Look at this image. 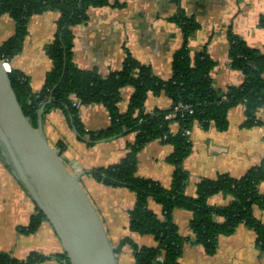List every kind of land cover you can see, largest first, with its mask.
<instances>
[{"label":"crops","instance_id":"obj_1","mask_svg":"<svg viewBox=\"0 0 264 264\" xmlns=\"http://www.w3.org/2000/svg\"><path fill=\"white\" fill-rule=\"evenodd\" d=\"M180 6L200 23L189 45L193 55L206 46L215 60L211 71L215 86L225 89L241 84L244 74L231 65L228 31L232 28L251 47L264 50V0H181ZM178 7L172 0H109L108 5L90 7L88 20L73 26V60L76 66L97 69L101 74L108 75L121 69L127 55L131 54L141 63L152 66L157 75L169 78L173 55L183 43L180 26L170 20ZM59 17L60 13L56 10L34 14L29 19V33L22 50L10 61L9 68L27 75L36 92L43 88L46 75L53 66L46 46L55 37ZM16 27L13 17L1 15L0 42L8 40ZM133 93V86L122 89L118 105L121 112L128 110ZM172 106L173 100L165 92L155 94L150 91L145 101L147 113L156 108L167 110ZM245 110L244 104L232 107L228 112L229 127L224 131L219 130L215 123L207 129L198 123L193 126L190 135L192 152L182 164L188 174L184 187L186 195L196 196L197 185L202 179H214L223 174L241 177L251 167L264 164V125H245ZM79 114L87 131L103 130L110 125L109 111L103 104H81ZM257 114L264 121V106ZM43 119L47 139L56 147L60 144L64 146L68 168L78 164L77 169L70 168L74 173L119 162L127 154L128 145L136 139V132H128L90 144L87 139L81 140L62 109H52L44 114ZM170 126L173 133L180 129L178 122ZM75 143L80 145L76 149ZM101 146L105 147L99 151L106 157L102 161L105 165L89 161V150ZM173 151L174 146L161 139L148 142L138 154L137 175L169 187L177 168L168 159ZM12 168L0 145V251L10 252L18 258L39 251L49 256L39 264H64L56 258L57 254L64 253V249L48 220H44L35 232L21 231L29 224L32 214L37 212V205ZM81 182L118 250V264H135L132 246H121L125 238L132 239L136 235L135 242L141 246L158 244L152 234L144 236L148 239L146 242L130 228V211L136 202L135 191L104 184L88 172L81 177ZM98 187L105 191L104 195L97 190ZM259 188L264 191V181ZM233 199V195L219 192L209 198V204L226 206ZM149 207L163 217L161 204L151 199ZM254 212L257 218L264 221L263 209L256 206ZM192 217L193 212L184 208H177L173 213L180 234L191 239L184 245L181 264H264V251L257 244V234L245 223L240 224L234 233L221 235L216 251L209 253L203 245L194 242L195 234L190 224Z\"/></svg>","mask_w":264,"mask_h":264},{"label":"trees","instance_id":"obj_2","mask_svg":"<svg viewBox=\"0 0 264 264\" xmlns=\"http://www.w3.org/2000/svg\"><path fill=\"white\" fill-rule=\"evenodd\" d=\"M172 1L179 7L170 20L180 26L183 43L173 55L172 75L169 78L157 75L152 66L141 63L131 54L127 55L121 69L108 75L101 74L97 69L76 66L73 60V26L88 20L90 7L108 5L109 0H0V16L8 14L17 24L15 33L8 40L0 42V56L11 60L22 50L29 33V19L34 14L59 11L55 37L46 46L53 66L46 75L43 88L34 91L27 75L20 70L10 69L15 95L35 127L38 125L39 109L51 99L45 114L55 108L62 109L80 138H87L90 144L136 132L135 142L128 145L124 158L111 166L94 167L88 171L97 181L136 192V202L130 211V228L135 232L152 234L158 244L141 246L131 238L124 239L121 246L131 243L135 264H181L184 245L191 239L180 234L174 221L173 213L177 208L193 212L190 224L195 234L194 242L203 245L209 253L216 251L221 235L234 233L242 223L256 232L257 244L264 251V221L257 218L254 212L256 206L264 210V191L259 188L264 181V164L251 167L241 177L223 174L214 179H202L197 185L196 196L184 193L188 174L182 167L183 161L192 152L191 134L187 131H191L196 123L206 129L215 123L219 130H227L229 110L244 104L245 125H264V121L257 116L259 108L264 106V50L251 47L230 28L231 65L242 71L244 80L239 85L217 88L211 76L216 62L206 46L193 55L189 45L191 37L200 27L199 21L180 6L181 0ZM126 86H133L134 93L128 110L123 113L118 105L122 89ZM150 91L155 94L165 92L173 100V106L167 110L156 108L147 113L145 101ZM94 103L103 104L108 109L111 121L106 129L87 131L80 118L79 107ZM181 104L187 108L179 107ZM169 114L171 118L167 117ZM173 122L180 124L176 133L171 130ZM155 139L174 146L168 159L177 168L169 187L137 175L138 154ZM59 147L64 149L62 144ZM219 192L233 195V201L226 206L209 204V198ZM151 199L163 206V217L149 207ZM45 217L37 208L29 224L21 231L35 232L47 220ZM219 218L223 220L219 221ZM48 257L39 251L31 252L25 258L0 251V264H39ZM60 257L67 258V255L64 253Z\"/></svg>","mask_w":264,"mask_h":264},{"label":"water","instance_id":"obj_3","mask_svg":"<svg viewBox=\"0 0 264 264\" xmlns=\"http://www.w3.org/2000/svg\"><path fill=\"white\" fill-rule=\"evenodd\" d=\"M10 70L0 56V145L37 208L59 237L64 264H118L116 247L81 177L68 168L61 147L54 146L43 128L45 108L35 127L25 115L13 88Z\"/></svg>","mask_w":264,"mask_h":264},{"label":"rangeland","instance_id":"obj_4","mask_svg":"<svg viewBox=\"0 0 264 264\" xmlns=\"http://www.w3.org/2000/svg\"><path fill=\"white\" fill-rule=\"evenodd\" d=\"M182 39H183V37H182ZM86 129V128H85ZM87 130V129H86ZM83 139H87V138H85V137H83ZM83 139H81V140H83ZM73 141V140H72ZM78 146H80L78 143H75V149H76V147H78ZM59 147V146H58ZM101 148H105L104 146L102 147H98L97 149H90L89 150V152H90V154H91V156L89 157V161L90 162H93V163H97V164H99V165H105V164H102L103 162L102 161H104V159L106 158V157H104L99 151L101 150ZM107 149V148H106ZM89 174V173H88ZM90 175V174H89ZM91 176V175H90ZM94 178V177H93ZM95 179V178H94ZM96 180V179H95ZM86 181L84 180V182L83 183H85ZM103 183V182H102ZM93 186H95V184H92ZM101 186V185H100ZM88 187V186H87ZM99 192H102V194L103 193H105V191L101 188V187H98V189H97ZM104 195V194H103ZM140 236H142V237H140L142 240H145L146 242L148 241V239H146L144 236H148L147 234H145V233H140V232H137ZM136 235H133V237H132V241L133 242H135V241H137V238L135 237ZM126 239V238H125ZM145 242V243H146ZM125 245H129L130 247L132 246L131 245V243H129V242H127ZM133 248V247H132ZM65 253V252H64ZM63 253V254H64ZM62 254V253H61ZM61 254H57L56 256V258L57 259H59L60 261H64V259L63 258H61L60 257V255ZM45 255V254H44ZM125 264H127V263H125ZM129 264V263H128Z\"/></svg>","mask_w":264,"mask_h":264},{"label":"built area","instance_id":"obj_5","mask_svg":"<svg viewBox=\"0 0 264 264\" xmlns=\"http://www.w3.org/2000/svg\"><path fill=\"white\" fill-rule=\"evenodd\" d=\"M3 61L5 62V64H6V66L9 68L10 66V59H5V58H3ZM11 68H9V70H10ZM184 105H180L179 107H183ZM179 107H177V108H179ZM185 108H187V106H184ZM168 118H171L172 117V115L171 114H169L168 116H167ZM187 133H189V134H191V131L189 130V131H187Z\"/></svg>","mask_w":264,"mask_h":264}]
</instances>
